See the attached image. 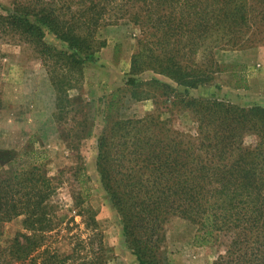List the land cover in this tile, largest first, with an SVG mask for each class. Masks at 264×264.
I'll return each mask as SVG.
<instances>
[{
  "label": "trees",
  "instance_id": "1",
  "mask_svg": "<svg viewBox=\"0 0 264 264\" xmlns=\"http://www.w3.org/2000/svg\"><path fill=\"white\" fill-rule=\"evenodd\" d=\"M119 23L140 34L130 73L150 69L174 84L128 77L129 95L140 100L154 94L144 88H156L193 121L184 132L152 114L117 118L110 113L113 100L107 103L94 165L126 249L137 264H168L163 225L178 217L193 228L191 245L215 246L211 264H264V107L188 92L223 70L213 49L244 47L258 24L264 29V0H13L0 6V39L32 47L57 92V109L61 76L95 62L104 44L96 32ZM46 33L57 47L44 41ZM244 68L231 66L236 87L246 86ZM34 155V149L0 151V264H108L96 213L86 203L81 158L71 174V203L82 231L71 233L68 249L60 251L51 245L60 223L54 186ZM11 221L19 227L3 243V226Z\"/></svg>",
  "mask_w": 264,
  "mask_h": 264
},
{
  "label": "rangeland",
  "instance_id": "2",
  "mask_svg": "<svg viewBox=\"0 0 264 264\" xmlns=\"http://www.w3.org/2000/svg\"><path fill=\"white\" fill-rule=\"evenodd\" d=\"M12 1L0 0V6L7 8ZM257 26V33L248 45L213 49L211 54L223 70L214 73L203 87L188 92L194 96L213 92L239 105L258 103L264 107V29ZM139 36L138 29L130 23L100 28L96 38L104 44L95 53L96 61L71 69L57 82L62 90H59L58 109L55 107L57 92L32 47L21 41L0 39V151L34 149L32 161L43 165L54 186L56 219L60 223L58 231L52 232L51 245L60 251L68 249L71 233L82 231L71 203L75 189L71 174L76 157L81 158L87 176L82 184L88 193L86 203L96 213L108 264L137 263L123 243L117 213L100 185L94 165L96 138L104 124L107 103L111 99L114 102L110 110L113 117L124 119L152 114L167 120L174 129L184 132L193 129L191 115L172 106L168 102L171 96L165 102V96L156 88H144L154 94L140 100L129 95L130 87L125 84L128 77L139 82L154 78L174 87L169 79L150 69L130 73L129 65L138 50ZM44 41L55 47L59 44L50 33L45 34ZM194 60L199 62L197 56ZM232 65L237 68L244 65L245 88L235 86L238 78L231 74ZM18 227V221L5 223L2 242ZM163 232L168 264H211L215 246L191 245L193 228L185 220L168 218Z\"/></svg>",
  "mask_w": 264,
  "mask_h": 264
}]
</instances>
